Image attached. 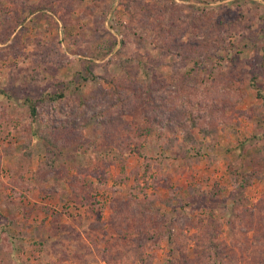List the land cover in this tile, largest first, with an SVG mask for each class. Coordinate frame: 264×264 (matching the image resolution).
<instances>
[{"label": "rangeland", "instance_id": "rangeland-1", "mask_svg": "<svg viewBox=\"0 0 264 264\" xmlns=\"http://www.w3.org/2000/svg\"><path fill=\"white\" fill-rule=\"evenodd\" d=\"M0 264H264V0H0Z\"/></svg>", "mask_w": 264, "mask_h": 264}, {"label": "trees", "instance_id": "trees-1", "mask_svg": "<svg viewBox=\"0 0 264 264\" xmlns=\"http://www.w3.org/2000/svg\"><path fill=\"white\" fill-rule=\"evenodd\" d=\"M31 101V100H29ZM31 111H32V115L33 116H36V106L33 104L32 108H31Z\"/></svg>", "mask_w": 264, "mask_h": 264}]
</instances>
